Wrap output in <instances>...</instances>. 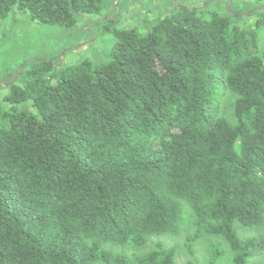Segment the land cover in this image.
<instances>
[{"label": "trees", "instance_id": "obj_1", "mask_svg": "<svg viewBox=\"0 0 264 264\" xmlns=\"http://www.w3.org/2000/svg\"><path fill=\"white\" fill-rule=\"evenodd\" d=\"M105 5L0 0V20L72 26ZM112 37L107 62L31 60L4 96L0 264H176L135 249L187 219L189 255L212 238L201 264L264 255V0L173 3Z\"/></svg>", "mask_w": 264, "mask_h": 264}, {"label": "rangeland", "instance_id": "obj_2", "mask_svg": "<svg viewBox=\"0 0 264 264\" xmlns=\"http://www.w3.org/2000/svg\"><path fill=\"white\" fill-rule=\"evenodd\" d=\"M209 1L106 0L100 14L82 16L72 26L41 23L31 19L28 13L13 9L0 20V106L12 110L14 105L4 102V96L11 91V83L21 82V76L17 78L15 76L28 61L42 60L62 67L84 60L93 64H103L110 59L114 29L135 28L145 33L156 18L172 9L173 3L200 8ZM234 6L237 11L241 10L239 7L242 5ZM251 10H246L243 15L249 14ZM191 231V220L187 219L178 234L151 236L143 247L135 251L144 253L159 241L165 247L176 248V264H185L191 260L201 264L208 256L207 243L212 241V238L199 237L192 246L191 256L185 248L186 236ZM240 233L242 236L251 235V232ZM262 257L264 259V255L252 258L250 264H260ZM217 264H231L226 250Z\"/></svg>", "mask_w": 264, "mask_h": 264}]
</instances>
